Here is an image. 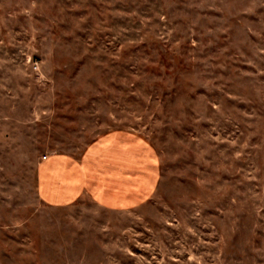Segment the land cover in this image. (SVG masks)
<instances>
[{
	"label": "rangeland",
	"instance_id": "obj_1",
	"mask_svg": "<svg viewBox=\"0 0 264 264\" xmlns=\"http://www.w3.org/2000/svg\"><path fill=\"white\" fill-rule=\"evenodd\" d=\"M117 130L151 196L45 205ZM0 264H264V0H0Z\"/></svg>",
	"mask_w": 264,
	"mask_h": 264
},
{
	"label": "crops",
	"instance_id": "obj_2",
	"mask_svg": "<svg viewBox=\"0 0 264 264\" xmlns=\"http://www.w3.org/2000/svg\"><path fill=\"white\" fill-rule=\"evenodd\" d=\"M135 134L117 130L92 143L81 158L51 155L39 162L37 193L45 205L62 207L89 197L99 207L130 210L146 201L156 185V164H144Z\"/></svg>",
	"mask_w": 264,
	"mask_h": 264
}]
</instances>
